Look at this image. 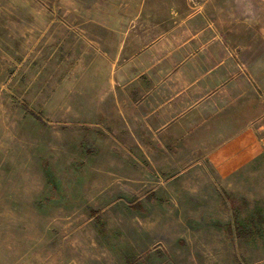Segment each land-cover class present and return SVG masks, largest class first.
Wrapping results in <instances>:
<instances>
[{"label": "rangeland", "instance_id": "1", "mask_svg": "<svg viewBox=\"0 0 264 264\" xmlns=\"http://www.w3.org/2000/svg\"><path fill=\"white\" fill-rule=\"evenodd\" d=\"M0 264H264V0H0Z\"/></svg>", "mask_w": 264, "mask_h": 264}, {"label": "crops", "instance_id": "2", "mask_svg": "<svg viewBox=\"0 0 264 264\" xmlns=\"http://www.w3.org/2000/svg\"><path fill=\"white\" fill-rule=\"evenodd\" d=\"M171 12H173V10L171 11ZM211 25V24H210ZM210 27V26H209ZM205 31V28H202V32H204ZM209 33H207L205 36H207ZM216 38V37H215ZM216 40V39H215Z\"/></svg>", "mask_w": 264, "mask_h": 264}]
</instances>
